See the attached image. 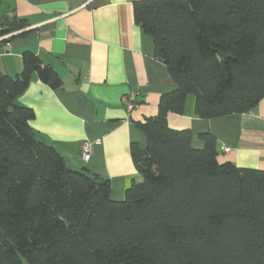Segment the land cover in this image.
Masks as SVG:
<instances>
[{
	"label": "trees",
	"instance_id": "16d2710c",
	"mask_svg": "<svg viewBox=\"0 0 264 264\" xmlns=\"http://www.w3.org/2000/svg\"><path fill=\"white\" fill-rule=\"evenodd\" d=\"M132 4L176 88L136 124L147 145L132 152L140 179L122 200L108 179L70 168L16 103L33 75L57 88L54 68L25 50L18 74L0 70V264H264V171L219 162L212 133L172 129L166 117L183 114L189 95L202 119L246 114L264 98V0ZM25 27L0 22V44Z\"/></svg>",
	"mask_w": 264,
	"mask_h": 264
},
{
	"label": "crops",
	"instance_id": "0c3cea01",
	"mask_svg": "<svg viewBox=\"0 0 264 264\" xmlns=\"http://www.w3.org/2000/svg\"><path fill=\"white\" fill-rule=\"evenodd\" d=\"M134 1L0 0V22L24 19L29 31L16 37H29L21 46L6 50L9 43L0 44L1 72L18 74L21 53L29 50L61 81L51 88L33 75L16 103L33 110L30 126L70 168L108 179L114 200L140 179L131 155L147 139L136 124L154 116L160 95L176 88L154 56L151 37L132 17ZM132 91L138 105L128 111L122 98ZM185 103L183 114L166 116L169 127L194 136L209 131L219 162L264 171V98L246 114L211 119L194 116L192 95ZM84 143L91 145L87 161L80 155ZM194 144L201 145L196 139Z\"/></svg>",
	"mask_w": 264,
	"mask_h": 264
},
{
	"label": "built area",
	"instance_id": "2783aa9c",
	"mask_svg": "<svg viewBox=\"0 0 264 264\" xmlns=\"http://www.w3.org/2000/svg\"><path fill=\"white\" fill-rule=\"evenodd\" d=\"M122 102L124 104L123 106H125V108L128 111H131L138 105L137 93L132 91L131 93L124 95V97L122 98ZM227 149L228 148L223 147L224 151H226ZM90 150H91V145L89 143L82 144L80 155L83 161H87L89 159L88 157H90Z\"/></svg>",
	"mask_w": 264,
	"mask_h": 264
},
{
	"label": "water",
	"instance_id": "95a60500",
	"mask_svg": "<svg viewBox=\"0 0 264 264\" xmlns=\"http://www.w3.org/2000/svg\"><path fill=\"white\" fill-rule=\"evenodd\" d=\"M29 40V37L27 38H16L9 42L8 46L6 47V50H9L10 48L17 47L23 45L25 41Z\"/></svg>",
	"mask_w": 264,
	"mask_h": 264
}]
</instances>
